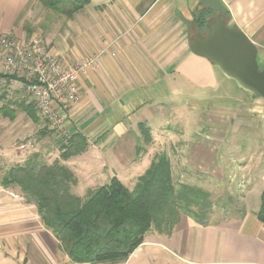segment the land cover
Listing matches in <instances>:
<instances>
[{
	"label": "crops",
	"instance_id": "0c3cea01",
	"mask_svg": "<svg viewBox=\"0 0 264 264\" xmlns=\"http://www.w3.org/2000/svg\"><path fill=\"white\" fill-rule=\"evenodd\" d=\"M39 9L36 0H0V33L20 40L32 37L28 32L43 33ZM218 13L247 35L264 64V0H89L62 32L46 15L45 30L52 36L45 44L62 61L98 55L77 81L79 100L64 121L68 135L80 133L87 141L86 150L73 156L82 164L61 161L77 178L75 194L82 196L112 176L126 184L120 173L94 172L92 164L124 160L119 156L124 146L134 155L139 123L157 135L171 109L183 112L177 101L198 99L200 91L203 98V91L218 87L223 77L216 67L189 47V37L199 31L194 16L206 21ZM236 92H226V147H238L239 157L246 156L241 168H250L240 179L246 183L245 210L206 224L181 214L170 233H147L119 264H264V223L256 216L264 190V100ZM191 102L185 103L190 116L200 100ZM152 155L141 157L135 177ZM15 192L0 186V264H89L71 262L43 227L36 207Z\"/></svg>",
	"mask_w": 264,
	"mask_h": 264
},
{
	"label": "trees",
	"instance_id": "16d2710c",
	"mask_svg": "<svg viewBox=\"0 0 264 264\" xmlns=\"http://www.w3.org/2000/svg\"><path fill=\"white\" fill-rule=\"evenodd\" d=\"M36 1L67 18L89 3V0ZM193 20L204 33L205 18L196 14ZM17 105L32 120L38 119L31 104ZM0 114L13 119L14 111L3 105ZM139 129L146 143L149 142V128L139 123ZM64 138L68 145L61 146L59 159L47 163L34 153L23 163L7 169L0 178V186L19 189L24 200L36 207L43 227L53 234L60 251L71 262L119 264L144 241L147 233H170L181 214L199 224L210 221L209 193L185 183L176 184L165 153L153 156L131 189L112 176L106 184L89 189L83 196L75 194L72 188L77 178L61 161L84 152L87 141L80 133ZM256 216L264 223V190Z\"/></svg>",
	"mask_w": 264,
	"mask_h": 264
},
{
	"label": "rangeland",
	"instance_id": "374dc122",
	"mask_svg": "<svg viewBox=\"0 0 264 264\" xmlns=\"http://www.w3.org/2000/svg\"><path fill=\"white\" fill-rule=\"evenodd\" d=\"M46 15H48V20L52 19V23L55 24V30L67 29L68 24L71 23L69 21L71 18L40 5L39 17L41 19L39 18L38 23L42 25L43 33L38 32L31 35L32 32H28L27 36H39L44 43L50 39L51 31L47 36L45 30V27L50 25L46 21ZM56 56L59 58L57 54ZM66 64L71 65L74 62ZM258 65L260 68L264 67V64L259 62ZM216 70L219 77H223L216 89L203 91L206 94L203 98H201L203 94L200 91L198 99L195 97L191 100L182 98L181 101H177L184 105L183 112L177 111L179 112L177 114L175 110L171 109V114L165 115L166 122L162 124L157 135H153L149 129V142L146 143L143 134L140 130L138 131L140 137L134 155L131 154L132 147L124 146L120 149L119 155L124 160L96 162L92 164V171L104 175L118 172L126 183L124 185L131 189L133 185L128 182L134 183L135 175L141 171V157L148 151H151L152 156L165 153L170 161L173 181L176 184L185 183L202 188L209 193L212 202L209 214L211 220L236 216L241 211L243 212L245 210V194L241 191L244 190L242 187L246 183L240 179L244 180L242 174L250 168L248 170L241 168L246 156L242 154L245 159L239 157L238 147H226V92L231 94L235 90L236 93H243L244 90L239 88L233 80L227 79L217 68ZM195 100H200V102L195 105L197 110L193 111L190 116L188 112H185L187 108L185 103L192 101L194 105ZM21 103L31 104L34 107L38 118L36 121L32 120L17 105ZM3 105H7L9 110H13L14 116L13 119H10L8 116L0 114V178L11 166L23 163L34 153H38L40 158L47 163L59 159L61 146L68 145V141L63 136L64 131L50 128V123L40 118L30 95L17 89L16 86H9V82L0 81V107ZM144 126L146 127L145 124ZM41 132H44V135H41ZM252 151H254L253 148L251 153H253ZM127 158H133V160L128 161ZM68 163L82 164L83 162L78 163L76 157H71L67 159ZM87 167L84 166V170L89 172L90 169ZM9 188L11 190L13 188L15 193L21 195L19 189ZM10 193L12 194V192ZM250 203L252 205L254 201L250 200Z\"/></svg>",
	"mask_w": 264,
	"mask_h": 264
},
{
	"label": "built area",
	"instance_id": "2783aa9c",
	"mask_svg": "<svg viewBox=\"0 0 264 264\" xmlns=\"http://www.w3.org/2000/svg\"><path fill=\"white\" fill-rule=\"evenodd\" d=\"M98 55L67 65L39 36L20 40L0 33V81L30 95L40 118L63 136L66 111L79 100L77 81L91 69ZM13 196V193L11 194Z\"/></svg>",
	"mask_w": 264,
	"mask_h": 264
},
{
	"label": "water",
	"instance_id": "95a60500",
	"mask_svg": "<svg viewBox=\"0 0 264 264\" xmlns=\"http://www.w3.org/2000/svg\"><path fill=\"white\" fill-rule=\"evenodd\" d=\"M205 28L189 37L190 50L239 88L264 100V67L258 65L256 45L241 29L229 26L221 13L206 19Z\"/></svg>",
	"mask_w": 264,
	"mask_h": 264
},
{
	"label": "flooded vegetation",
	"instance_id": "af4514ba",
	"mask_svg": "<svg viewBox=\"0 0 264 264\" xmlns=\"http://www.w3.org/2000/svg\"><path fill=\"white\" fill-rule=\"evenodd\" d=\"M195 33V32H194Z\"/></svg>",
	"mask_w": 264,
	"mask_h": 264
}]
</instances>
